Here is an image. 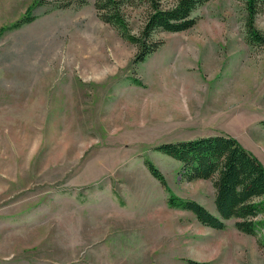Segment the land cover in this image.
<instances>
[{
    "label": "rangeland",
    "instance_id": "obj_1",
    "mask_svg": "<svg viewBox=\"0 0 264 264\" xmlns=\"http://www.w3.org/2000/svg\"><path fill=\"white\" fill-rule=\"evenodd\" d=\"M245 4L209 0L134 63L95 0H0V264H264V209L250 236L171 207L217 215L215 187L155 149L216 133L264 163V44H248ZM125 12L139 34L148 5ZM255 18L264 34V5Z\"/></svg>",
    "mask_w": 264,
    "mask_h": 264
},
{
    "label": "trees",
    "instance_id": "obj_2",
    "mask_svg": "<svg viewBox=\"0 0 264 264\" xmlns=\"http://www.w3.org/2000/svg\"><path fill=\"white\" fill-rule=\"evenodd\" d=\"M130 1L95 0V7L103 21L115 27L124 39L138 46L134 63H140L160 45L154 38L155 32H181L192 28L197 23L193 12L209 0H138L149 7L139 34L131 31L125 12ZM73 2L82 6L88 0ZM245 5L248 44H264V34L257 28L255 18L261 11L264 0H246ZM31 8L11 28L33 22L37 16L31 14ZM4 30L5 28L1 29L0 34ZM155 149L181 162L180 172L184 179H212L215 187L217 215L196 200H184L173 194L168 199L171 207L192 211L202 224L215 229H224L226 221L235 218V225L240 231L250 236L257 234L258 227L262 225L257 217L264 209V163L237 138L231 135H213L163 143ZM146 164L152 175L167 188L162 172L153 162L147 160Z\"/></svg>",
    "mask_w": 264,
    "mask_h": 264
},
{
    "label": "crops",
    "instance_id": "obj_3",
    "mask_svg": "<svg viewBox=\"0 0 264 264\" xmlns=\"http://www.w3.org/2000/svg\"><path fill=\"white\" fill-rule=\"evenodd\" d=\"M218 134H221V133H218ZM214 135H216V133Z\"/></svg>",
    "mask_w": 264,
    "mask_h": 264
}]
</instances>
